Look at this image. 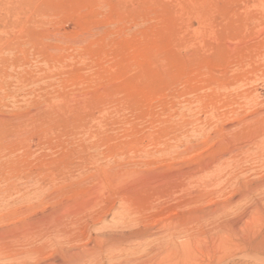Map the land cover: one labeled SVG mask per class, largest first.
I'll use <instances>...</instances> for the list:
<instances>
[{
  "label": "rangeland",
  "instance_id": "obj_1",
  "mask_svg": "<svg viewBox=\"0 0 264 264\" xmlns=\"http://www.w3.org/2000/svg\"><path fill=\"white\" fill-rule=\"evenodd\" d=\"M263 217L264 0H0V264H264Z\"/></svg>",
  "mask_w": 264,
  "mask_h": 264
},
{
  "label": "bare ground",
  "instance_id": "obj_2",
  "mask_svg": "<svg viewBox=\"0 0 264 264\" xmlns=\"http://www.w3.org/2000/svg\"><path fill=\"white\" fill-rule=\"evenodd\" d=\"M242 118V117H241ZM248 123V122H247ZM246 123V124H247ZM235 131V130H234ZM257 143V142H256ZM252 144V143H251ZM173 149V148H172ZM189 149V148H188ZM257 156V155H256ZM149 162V161H148ZM212 167V166H211ZM217 167V166H216ZM214 168V167H213ZM225 169V168H224ZM224 169H223V171H224ZM96 171H97V168H96ZM222 171V172H223ZM233 171H234V169H233ZM103 173V172H102ZM94 175H97L96 173H94ZM106 176V175H105ZM220 176V175H219ZM261 176V175H260ZM97 177V176H96ZM101 177V176H100ZM104 177V176H103ZM102 177V178H103ZM79 178V177H78ZM111 179V178H110ZM97 180V179H96ZM108 181V180H107ZM103 182V181H102ZM97 183V182H96ZM106 183V182H105ZM102 184V183H101ZM97 185V184H96ZM99 185H100V183H99ZM94 186V185H93ZM102 186V185H101ZM96 187V186H95ZM104 187V186H103ZM226 188V187H225ZM100 190V189H99ZM106 190V189H105ZM232 190V189H231ZM261 190H263V189H261ZM96 191V190H95ZM98 191V190H97ZM101 191V190H100ZM100 191H99V195H100ZM251 191V190H250ZM92 192V191H91ZM101 192H103V191H101ZM226 192V191H225ZM261 192V191H260ZM196 193V192H195ZM101 195H103V194H101ZM190 195V194H189ZM193 196V195H192ZM249 196V195H248ZM262 196V195H261ZM95 197V196H94ZM105 198H106V196H104ZM189 197H191V196H188V198ZM98 198H99V196H98ZM187 198V199H188ZM238 198V197H237ZM102 199V198H101ZM241 199V198H240ZM256 199H257V197H256ZM255 199V200H256ZM259 199V198H258ZM261 199V198H260ZM260 199H259V201H260ZM103 200V199H102ZM107 200V199H106ZM221 200V199H220ZM105 201V200H104ZM103 201V202H104ZM186 201V200H185ZM42 202V201H41ZM51 202V201H50ZM96 202H97V200H96ZM110 202H113V201H110ZM258 202V201H257ZM100 203H102V201H100ZM105 203V202H104ZM253 203H255V202H253ZM96 204V203H95ZM111 204H113V203H111ZM220 204V203H219ZM257 204V203H256ZM259 204V203H258ZM102 205V204H101ZM237 205V204H236ZM248 205V204H247ZM261 205H262V202H261ZM110 206V205H109ZM193 206V205H192ZM219 206V205H218ZM108 207V206H107ZM236 207V206H235ZM247 207V206H246ZM110 208V207H109ZM212 208V207H211ZM218 208H220V206L218 207ZM245 208V207H244ZM93 209V208H92ZM215 210L217 209V208H214ZM223 210H224V208H222ZM229 209V208H228ZM239 209V208H238ZM253 209H256V208H253ZM262 209V208H261ZM86 210V209H85ZM210 211H213L212 209H209ZM214 210V211H215ZM82 211V210H81ZM80 211V212H81ZM88 211V210H87ZM226 211V210H225ZM255 211H257V210H255ZM259 211V210H258ZM258 211H257V213H258ZM83 212H84V210H83ZM206 210H205V214H206ZM217 212V211H216ZM254 212V211H253ZM54 214H56L57 212H53ZM52 212L50 213V214H48V215H45L44 217H40L39 219H38V222H39V227H38V229H39V231H38V238H39V240H42L41 241V245L44 243L45 244V242L46 241H52V240H55V239H53L54 237L55 238H57V236H58V234L60 233V234H62V235H65L66 236V234H67V232H68V221L67 222H61V221H58V220H56V216L53 214ZM88 213V212H87ZM101 213V212H100ZM211 213H213V212H211ZM210 212H209V214H211ZM262 214V213H261ZM78 215V214H77ZM194 215V217H196L195 215L196 214H193ZM192 215V216H193ZM200 215V214H199ZM212 215H214V214H212ZM258 215V214H257ZM98 216H100V215H98ZM201 217H202V215H201ZM200 217V218H201ZM209 217V216H208ZM79 218H81V217H79ZM94 218V217H93ZM98 218V217H97ZM191 218V217H190ZM199 218V217H198ZM264 218V217H263ZM85 219V218H84ZM204 219V218H203ZM207 219V218H206ZM37 220V219H36ZM90 221L91 220H93V219H89ZM133 220V219H132ZM195 220V222H196V219H194ZM197 220H199V219H197ZM131 221V220H130ZM135 221V220H134ZM172 221V220H171ZM208 221V220H207ZM85 222V221H84ZM87 222V221H86ZM89 222V221H88ZM95 222V221H94ZM93 222V223H94ZM169 222V221H168ZM194 222V223H195ZM125 223H127V222H125ZM124 223V224H125ZM131 223V222H130ZM130 223H128L129 225H130ZM173 223H174V221H173ZM192 223V222H191ZM239 223V222H238ZM237 223V224H238ZM169 224V223H168ZM205 224H207L206 222H205ZM174 225H175V223H174ZM192 225V224H191ZM212 225V224H211ZM218 225V224H217ZM81 226V225H80ZM79 226V227H80ZM119 226V225H118ZM123 226V225H122ZM169 226V225H168ZM167 225L165 226V228L167 227L168 229H169V227H168ZM176 226V225H175ZM190 226V225H189ZM224 226V225H223ZM235 226V225H234ZM120 227H121V225H120ZM126 227H128V226H126ZM163 227V226H162ZM174 227V226H173ZM183 227V226H182ZM198 227V226H197ZM209 227V226H208ZM225 227V226H224ZM236 227V226H235ZM103 228V227H102ZM165 228H164V230H165ZM172 228V227H171ZM237 228H238V226H237ZM236 228V229H237ZM232 229H234V227L232 228ZM230 230V232L231 231H233L234 232V230ZM238 229H241L240 227L238 228ZM116 230V229H115ZM127 230H129V229H127ZM138 230V229H137ZM193 227H190V229H189V232L192 234L193 233ZM260 230V229H259ZM82 231V230H81ZM108 231V230H107ZM120 231V230H119ZM121 231H122V229H121ZM120 231V232H121ZM125 231H126V229H125ZM135 231V230H134ZM133 231V232H134ZM185 232V231H188L186 228L185 229H183V228H181V229H173V230H169L168 232L166 231V232H164V233H162L161 235H156L157 237L156 238H158V246H157V248L161 251H163L161 254H160V256H159V259H157L158 260V262L156 261V264H180L181 263V258L182 257H180L179 255H178V251L181 249V247H182V244H184L185 245V243H181L182 242V240L184 239H182L181 241L179 240H177L178 239V237H179V235H180V233H182V232ZM256 231V230H255ZM102 232V231H101ZM114 232V231H113ZM133 232H128V233H126V234H123V235H120V236H118L117 235V237H115L114 235V237H113V239H115L116 241L114 242V244H115V246L119 249L118 251L119 252H121V253H125L126 254V256L128 255V254H132V253H135L136 251H137V249H138V244H140L141 242H142V240H145L144 239V237H142V235L140 236V234L139 233H137L136 231L133 233ZM142 232V231H141ZM150 232V231H149ZM153 232V231H152ZM80 233H82V232H80ZM85 233V232H84ZM83 233V234H84ZM105 233V232H104ZM107 233H111L110 231H108ZM144 233V232H143ZM156 233V232H155ZM189 233V234H190ZM149 234V233H148ZM153 234V233H152ZM236 234V233H235ZM97 235H98V233H97ZM101 235H102V233H101ZM246 235V234H245ZM84 236V235H83ZM155 236V235H154ZM185 236V235H184ZM68 237V236H67ZM92 237V236H91ZM96 238H98V237H96ZM155 238V237H154ZM76 239V238H75ZM110 239H112V238H110ZM195 239V238H194ZM194 239H192V240H194ZM24 240V239H23ZM97 240V239H96ZM99 240V239H98ZM196 240V239H195ZM244 240H247V239H244ZM101 241V240H100ZM107 241H108V239H107ZM187 241V240H186ZM255 241V240H254ZM84 242V241H83ZM111 242V241H110ZM196 242V241H195ZM39 243V242H38ZM38 243H37V245H38ZM54 243V242H53ZM60 243V242H59ZM145 243V242H144ZM188 243V242H187ZM194 242H192V244H193ZM52 244V243H51ZM56 244L57 243H55V246H56ZM110 245H111V243H109ZM59 245V244H58ZM60 245H62V244H60ZM64 245V244H63ZM68 245V244H67ZM67 245H65V246H67ZM89 245V244H88ZM141 245V244H140ZM189 245V244H188ZM114 246V249L116 248ZM184 247V246H183ZM37 248V247H36ZM84 248H86V247H84ZM156 248V247H155ZM67 250H65V248L63 249V251H62V254L64 255V260H61V261H64V262H61V261H41V262H39L38 264H88L89 262H91L92 263V261L94 262L95 260H96V262H98L97 261V257H96V251L93 253V251L91 252H89L88 250H71V249H69V248H66ZM105 250H106V248H104ZM114 249H111L110 251H109V255H108V257H107V259L108 260H111L112 258V256H113V253L115 252V251H112V250H114ZM59 250V249H58ZM104 250V251H105ZM109 250V249H108ZM107 250V251H108ZM107 251H105V252H107ZM117 251V252H118ZM158 251V250H157ZM142 253V252H141ZM182 253V252H181ZM187 253V252H186ZM191 253V252H190ZM189 253V254H190ZM194 253V252H193ZM47 254V253H46ZM46 254H43L44 256L46 255ZM180 254V253H179ZM42 255V256H43ZM161 255H163V256H161ZM181 255H183V253L181 254ZM191 255V254H190ZM56 256H57V254H56ZM99 256H106V255H102V254H99ZM125 256V257H126ZM165 256V257H164ZM53 257V256H52ZM124 257V256H123ZM145 257V256H144ZM184 257H185V255H184ZM183 257V258H184ZM45 258V257H44ZM142 258V257H141ZM107 259H105L106 261H107ZM122 259V258H121ZM190 259V258H189ZM191 259H193V258H191ZM51 260V259H50ZM57 260V259H56ZM98 260H100V258L98 259ZM104 260V261H105ZM145 260H146V258H145ZM150 260V259H149ZM149 260H147V261H149ZM115 261V260H114ZM138 261V260H137ZM142 261H143V259H142ZM183 261V260H182ZM186 261V260H185ZM189 262L188 263H190V261L191 260H188ZM109 263V262H108ZM141 263V262H140ZM185 263V262H184ZM192 263H193V261H192ZM123 264H129L128 262H127V260L126 261H124L123 262ZM182 264H183V262H182Z\"/></svg>",
  "mask_w": 264,
  "mask_h": 264
}]
</instances>
